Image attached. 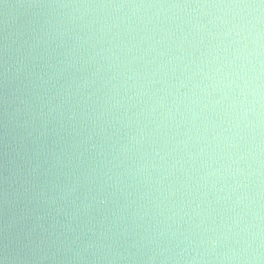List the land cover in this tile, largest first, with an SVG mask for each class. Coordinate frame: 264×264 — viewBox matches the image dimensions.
Instances as JSON below:
<instances>
[{"label": "water", "instance_id": "water-1", "mask_svg": "<svg viewBox=\"0 0 264 264\" xmlns=\"http://www.w3.org/2000/svg\"><path fill=\"white\" fill-rule=\"evenodd\" d=\"M0 264H264V0H0Z\"/></svg>", "mask_w": 264, "mask_h": 264}]
</instances>
